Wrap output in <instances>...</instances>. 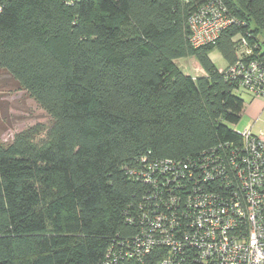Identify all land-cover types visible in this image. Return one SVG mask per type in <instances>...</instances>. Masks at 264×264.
I'll list each match as a JSON object with an SVG mask.
<instances>
[{
	"label": "trees",
	"instance_id": "1",
	"mask_svg": "<svg viewBox=\"0 0 264 264\" xmlns=\"http://www.w3.org/2000/svg\"><path fill=\"white\" fill-rule=\"evenodd\" d=\"M220 1L237 22L195 45L189 18L208 0H0V73L52 119L0 139V264L169 255L161 242L134 244L153 214L175 210L167 193L182 194L161 186L162 163L223 161L242 147L244 89L230 70L242 35L264 53V0ZM188 58L204 73L176 63ZM218 181L203 185L226 198L239 188Z\"/></svg>",
	"mask_w": 264,
	"mask_h": 264
},
{
	"label": "built area",
	"instance_id": "2",
	"mask_svg": "<svg viewBox=\"0 0 264 264\" xmlns=\"http://www.w3.org/2000/svg\"><path fill=\"white\" fill-rule=\"evenodd\" d=\"M232 22L237 20L222 1L208 0L189 18L191 41L195 45L215 42L221 29ZM239 44L245 54L230 71L239 89L264 99V53L255 52L249 36L242 35ZM239 133L242 147L222 155L223 161L221 157H210L203 164L163 161L166 186H161L182 194L167 193V205L175 210L148 215L149 228L134 244L169 246L161 264H264V133H254L250 126ZM213 179L227 190L235 189L234 183L239 188L226 198L203 185V180ZM176 210L177 216L172 215Z\"/></svg>",
	"mask_w": 264,
	"mask_h": 264
},
{
	"label": "rangeland",
	"instance_id": "3",
	"mask_svg": "<svg viewBox=\"0 0 264 264\" xmlns=\"http://www.w3.org/2000/svg\"><path fill=\"white\" fill-rule=\"evenodd\" d=\"M210 55L219 68L223 69L227 66L226 59L217 48H214ZM185 60L176 61L184 71L192 75H199L203 72L195 58H188L184 62ZM238 93L246 103L252 99L251 95L244 90ZM39 122L48 127L52 119L33 99L18 90L8 75L0 73V139L7 143L12 140L16 132ZM245 126V117H242L235 127L241 131ZM255 131H258V127Z\"/></svg>",
	"mask_w": 264,
	"mask_h": 264
},
{
	"label": "crops",
	"instance_id": "4",
	"mask_svg": "<svg viewBox=\"0 0 264 264\" xmlns=\"http://www.w3.org/2000/svg\"><path fill=\"white\" fill-rule=\"evenodd\" d=\"M204 73V70L201 74ZM252 97V96H251ZM243 117H245L246 126H250L254 133H264V99L253 98L246 103ZM258 127V131H255Z\"/></svg>",
	"mask_w": 264,
	"mask_h": 264
}]
</instances>
